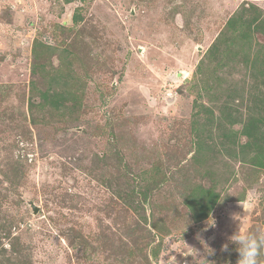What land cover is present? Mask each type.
<instances>
[{
  "label": "rangeland",
  "instance_id": "374dc122",
  "mask_svg": "<svg viewBox=\"0 0 264 264\" xmlns=\"http://www.w3.org/2000/svg\"><path fill=\"white\" fill-rule=\"evenodd\" d=\"M233 215L264 233V0H0V264H237Z\"/></svg>",
  "mask_w": 264,
  "mask_h": 264
},
{
  "label": "clouds",
  "instance_id": "9594fccd",
  "mask_svg": "<svg viewBox=\"0 0 264 264\" xmlns=\"http://www.w3.org/2000/svg\"><path fill=\"white\" fill-rule=\"evenodd\" d=\"M232 219L238 222L235 233L229 238L236 245V251L239 253L237 264H260V256L264 252V233H253L242 229L243 221L238 215H233ZM209 227L215 226V223L207 222ZM222 250H228V244H224ZM213 249L211 252L212 253Z\"/></svg>",
  "mask_w": 264,
  "mask_h": 264
},
{
  "label": "trees",
  "instance_id": "16d2710c",
  "mask_svg": "<svg viewBox=\"0 0 264 264\" xmlns=\"http://www.w3.org/2000/svg\"><path fill=\"white\" fill-rule=\"evenodd\" d=\"M255 20H256V18H255ZM255 20H254V21H255ZM231 21H232V20H231ZM231 21H230V23H229L230 28L234 29L235 24H233V22H231ZM256 29L259 30L260 27H259V26H256ZM217 44H220V43H217ZM214 48H216V45H215ZM253 116H254V115H253ZM254 118L258 119L259 121H262V119L259 118V117L254 116ZM254 118H252L251 116L249 117L250 121H248V124H246V127H245V129H244V130H245V133L247 134V136H248L249 139H250V144L254 143V140H256V137H257L258 135L261 134V133H260L261 129H260V131H259L257 125H256L255 122H254ZM253 124H254V125H253ZM255 126H256V127H255Z\"/></svg>",
  "mask_w": 264,
  "mask_h": 264
},
{
  "label": "water",
  "instance_id": "95a60500",
  "mask_svg": "<svg viewBox=\"0 0 264 264\" xmlns=\"http://www.w3.org/2000/svg\"><path fill=\"white\" fill-rule=\"evenodd\" d=\"M31 205H32L34 211L37 212V206H35L33 203H31Z\"/></svg>",
  "mask_w": 264,
  "mask_h": 264
}]
</instances>
